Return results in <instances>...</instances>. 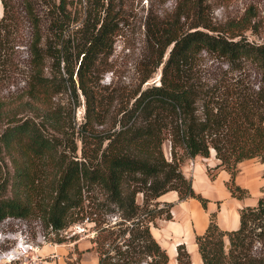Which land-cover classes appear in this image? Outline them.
Masks as SVG:
<instances>
[{"label":"trees","instance_id":"obj_1","mask_svg":"<svg viewBox=\"0 0 264 264\" xmlns=\"http://www.w3.org/2000/svg\"><path fill=\"white\" fill-rule=\"evenodd\" d=\"M126 2L0 0V222L37 209L45 227L58 232L90 215L97 264H169L151 231L158 219L173 218V204L160 198L177 192L204 209L209 202L194 191L184 163L215 152V168L231 175L227 186L239 200L250 197L235 182L239 165L252 159L264 165V89L256 90L240 68L256 64L264 85V43L243 37V26H215L202 12L204 0H179L172 19L148 26L139 86L108 94L102 64L113 54ZM23 39L25 85L7 98L2 83L18 73L13 50ZM203 52L236 68H196ZM160 68V82L144 87ZM78 91L86 108L81 124L55 103L70 92L78 108ZM98 191L103 199L96 203L90 196ZM240 221L238 230L223 231L210 214L206 233L196 238L204 264H264V189L256 206L240 211ZM177 262L192 264L184 246Z\"/></svg>","mask_w":264,"mask_h":264},{"label":"rangeland","instance_id":"obj_2","mask_svg":"<svg viewBox=\"0 0 264 264\" xmlns=\"http://www.w3.org/2000/svg\"><path fill=\"white\" fill-rule=\"evenodd\" d=\"M178 4L179 0H127L124 20L121 24V31L115 38L113 54L106 58L102 64L103 70L109 69V72H104L100 76L102 79L100 81L102 90L110 94L113 90H121L125 87L136 89L139 86L145 70L142 64L146 63L149 55L148 26H152L155 21L160 22L172 19ZM202 12L215 26L221 27L228 24L243 26L240 27L241 30H238L243 37L256 44L264 43V0H204ZM1 16L2 6L0 3ZM25 33L26 29L24 30ZM13 51L15 61L18 64V68H16L18 73L11 76L8 81L2 83L4 88L1 94L7 98L15 95L25 85L24 80L28 72L29 55L24 39L21 44L19 43L14 47ZM50 63L51 61L48 60V64ZM196 68H205L212 71L217 68L236 67L217 54L203 52L198 58ZM240 68H244L243 74L250 78L251 85L256 90L259 88L264 89L262 76L256 64L248 61L244 62ZM45 72L49 73L50 68L46 69ZM160 77L161 68L153 74L144 87L153 83H159ZM78 94L80 106L76 109L74 108L75 100L70 99V92L58 95L55 103L62 108L64 117L67 120L75 115L76 123L81 124L84 122L86 108L85 98L80 91H78ZM113 105L115 106L116 102ZM114 117L115 115L107 117V124L104 128L112 126ZM99 129L101 130L102 127ZM76 130H78V127ZM75 139L78 148L81 149L82 144L77 139V135ZM164 151L166 156L170 158L169 143L164 145ZM5 164L11 171V164L8 159H5ZM259 164L260 161L257 159L248 162L243 168L255 170L259 167ZM218 170L219 168H211L210 172L212 175H215ZM261 174L264 175V172ZM9 195L11 196V193ZM90 197L96 203L98 202L97 199L99 201L103 199V195L99 191L95 194L93 193ZM137 199L139 203H142V195H138ZM89 213L90 208H87L84 215ZM79 217L81 218V215ZM95 228V223L90 221V215L85 216L82 221L80 219L76 224L58 232L45 227L37 209H34L29 216L24 217L22 220L8 217L0 222V264H4V259H1L2 254L7 252L13 253L17 239H22L24 244L29 243L34 245V248L38 247L34 252L26 247L21 255H16L17 257L20 256V259H23L25 264H33L35 261L40 260L42 262L48 261L51 253L49 251V253L46 251L45 253L42 252V248L46 246L51 248V246L56 247L58 245L61 246L58 249H64L68 245L71 246L72 251L70 254H75L74 257L76 258V260H72L73 262L79 261L81 264L91 263L92 258L97 257L96 251L93 249L80 251L74 245L80 242L83 250L86 246L89 247V241L92 240L90 238H94L96 235ZM59 240H63L62 243ZM227 244L229 245L228 241ZM257 247L258 250L262 249V246L258 243ZM24 252L27 253L24 254ZM23 254L27 257L23 258ZM68 257L71 258L70 255Z\"/></svg>","mask_w":264,"mask_h":264},{"label":"crops","instance_id":"obj_3","mask_svg":"<svg viewBox=\"0 0 264 264\" xmlns=\"http://www.w3.org/2000/svg\"><path fill=\"white\" fill-rule=\"evenodd\" d=\"M255 160L257 159L248 160L239 165L235 182L250 192V197L242 200L233 197L228 189L227 185L231 181V175L227 171L219 168L214 177H210L208 168H215L219 164L215 152H212L208 159L197 157L184 163L182 172L192 180L194 191L209 202L207 209H204L196 199L180 200L177 192H169L160 198L163 202L173 204L171 211L173 218L171 220L158 219L151 231L162 248L167 251L170 258L169 264H178L179 246L186 248L191 256L192 264H204L196 238L206 233L210 224V214H217L218 226L223 231H236L240 228V211L245 207L256 206L264 189V175L261 174L264 172V165L260 162L257 170L243 168L248 162ZM89 243L90 246H86L84 250L80 242L74 247H78L80 251L92 250L91 240ZM58 247L61 246L43 247L42 252L51 253L50 259L44 262L35 261L33 264H67L71 258H73L71 260H76L75 254H70L72 251L70 245L64 249H58ZM36 256L38 258V254ZM97 262L98 256H95L88 264H97Z\"/></svg>","mask_w":264,"mask_h":264},{"label":"built area","instance_id":"obj_4","mask_svg":"<svg viewBox=\"0 0 264 264\" xmlns=\"http://www.w3.org/2000/svg\"><path fill=\"white\" fill-rule=\"evenodd\" d=\"M20 245L23 246V248H21L22 249L21 253H23V251L26 249V247L29 248L33 252L35 251V249L38 248V247L34 248V245L29 244V243L24 244V241L22 239H17V241L15 243L14 251H15V248L19 247ZM14 251H13V253L12 252H7V253L2 254V258L1 259H4V264H25L23 259H20V256L17 257L14 254ZM26 253L27 252H24V254H26ZM24 254L22 256H23V258H26L27 256L24 255Z\"/></svg>","mask_w":264,"mask_h":264},{"label":"bare ground","instance_id":"obj_5","mask_svg":"<svg viewBox=\"0 0 264 264\" xmlns=\"http://www.w3.org/2000/svg\"><path fill=\"white\" fill-rule=\"evenodd\" d=\"M21 248H23L22 245H20L19 247H16V248H15V251H14V254H15V255H20V254H22V253H21V250H22Z\"/></svg>","mask_w":264,"mask_h":264},{"label":"water","instance_id":"obj_6","mask_svg":"<svg viewBox=\"0 0 264 264\" xmlns=\"http://www.w3.org/2000/svg\"><path fill=\"white\" fill-rule=\"evenodd\" d=\"M229 246V245H228Z\"/></svg>","mask_w":264,"mask_h":264}]
</instances>
